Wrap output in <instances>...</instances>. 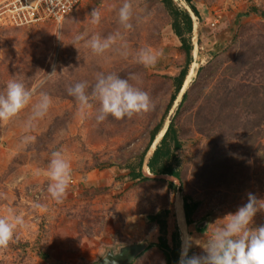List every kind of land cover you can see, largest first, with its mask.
<instances>
[{"label":"rangeland","instance_id":"obj_1","mask_svg":"<svg viewBox=\"0 0 264 264\" xmlns=\"http://www.w3.org/2000/svg\"><path fill=\"white\" fill-rule=\"evenodd\" d=\"M5 1L10 0L0 4ZM122 3L84 0L59 26L0 24V92L16 77L35 89L33 103L40 92L52 97L33 130L24 127L30 106L0 124V215L11 210L24 220L10 246L0 250V264H177L182 243L173 211L177 191L193 205L185 225L189 256L204 254L202 244L223 223L218 220L247 203L248 193L264 200V0H190L189 5L172 0L192 20L190 35L178 20L189 58L163 0H132L137 17L126 34L130 47L164 53L147 69L131 58L96 57L83 42L79 51L71 44L79 32H115L113 6ZM95 8L102 15L98 26L88 17ZM192 65L196 72L186 99L173 110L181 89L176 93L177 79ZM53 69L57 74L48 77ZM97 72L142 73L155 111L97 123L93 113L99 104L81 112L66 92L70 83L93 82ZM41 80L46 82L39 86ZM169 117L180 148L169 141V157L156 167H172L180 179L146 170L151 146L142 177H133L152 132ZM26 134L35 140L22 144ZM53 151H61L73 169L62 203L47 193ZM260 225L264 212L254 217L253 226ZM142 243L147 246L129 263L103 262Z\"/></svg>","mask_w":264,"mask_h":264},{"label":"clouds","instance_id":"obj_2","mask_svg":"<svg viewBox=\"0 0 264 264\" xmlns=\"http://www.w3.org/2000/svg\"><path fill=\"white\" fill-rule=\"evenodd\" d=\"M49 3L54 5L56 0H49ZM113 7L119 25L115 32L107 36L99 32L91 35L88 31L79 32L74 35L71 44L79 51L77 45L83 42L94 56L105 60L113 56L124 60L131 58L145 69L155 67L164 55L162 51L144 47L133 50L126 40V34L133 30V20L137 17L132 0H123L118 8ZM88 17L93 26L100 25L102 21L101 11L97 8ZM55 74L57 72L53 69L47 76ZM45 82L41 80L39 86ZM34 92L35 89L27 87L22 79L13 77L8 80L5 90L0 92V124L19 118L20 113L30 106L24 127L27 131L33 130L52 105V97L47 92H40L33 103ZM66 92L75 100L81 112L98 103L99 108L93 113L97 123H103L109 117L117 121L131 120L155 111L157 107L156 101L143 88V75L140 72H128L124 77L116 72H97L93 82L79 80L70 83ZM34 140L35 137L26 134L21 138V143L29 144ZM72 172L71 161L61 151H53L47 168V193L56 203H62L66 198ZM258 212H264V200H258L254 194L248 193L247 203L235 213L218 220L223 223L216 226L206 243L202 244L204 254L189 256L186 248L181 252L179 264H264V225L253 226ZM23 226V218L11 210L8 215H0V250L10 246L17 230ZM191 242L190 238L188 247H191Z\"/></svg>","mask_w":264,"mask_h":264},{"label":"trees","instance_id":"obj_3","mask_svg":"<svg viewBox=\"0 0 264 264\" xmlns=\"http://www.w3.org/2000/svg\"><path fill=\"white\" fill-rule=\"evenodd\" d=\"M184 3H186V5H189L190 0H183ZM164 4L166 5V7L168 8L171 16L174 18V22L172 24V29L174 34L180 38V41L182 43V46L184 47V50L186 52V55L189 58V54H190V46L189 43H185L183 37H182V32L180 30V26L178 23V20L181 19L182 23L184 25V31L187 35L191 34L192 31V20L190 18V14L189 12L184 9V8H180V9H176V7H174V5L172 4V0H163ZM181 17V18H180ZM181 23V24H182ZM190 61L188 60V63ZM188 71V70H187ZM187 71H186V75H187ZM185 75V71H182L177 79V84H176V93L179 92V89L181 88L182 81L183 78L185 80L186 78ZM186 99V93L182 96L181 98V102H183ZM175 100L174 98L172 99V101ZM169 110V108H168ZM167 110V111H168ZM163 127V120L162 122H160V124L155 128V130L152 132L151 136H150V140L148 143V146L146 147V149L144 150L141 159L138 163V168H139V172L136 175H133V177L135 178H141L142 177V173H141V166L143 164V160L145 157V154L147 153L149 147L151 146V144L153 143V141L155 140L156 136L158 135L159 131L162 129ZM171 141L172 142V146L175 150L180 148V143L179 140L177 139L176 136V132L174 129V125H173V120H171L167 126V129L165 131V133L163 134L161 140L159 141V143L157 144L152 156L149 158V160L147 161L146 165H147V170L149 169V171L152 174H161V175H168L170 177H173L177 180L180 179V176L177 172L173 171L172 167H166V166H158L156 167V165L169 157V153L170 150L168 149V142ZM182 209H183V214H184V219H185V225H189L190 224V217H191V213L193 211V205H191L190 203H188L186 201V199L183 200V204H182ZM174 211V208H173ZM140 245V249L136 251V253L134 254L133 258L142 250L147 246V243H142V244H138ZM127 247H123L121 250L125 249ZM107 257V256H106ZM105 257V258H106ZM172 257L174 262H176L177 260V254L176 252L172 253ZM132 258V259H133ZM105 259H103L104 262ZM130 261H127L125 263H129Z\"/></svg>","mask_w":264,"mask_h":264},{"label":"built area","instance_id":"obj_4","mask_svg":"<svg viewBox=\"0 0 264 264\" xmlns=\"http://www.w3.org/2000/svg\"><path fill=\"white\" fill-rule=\"evenodd\" d=\"M84 0H10L0 4V24L13 27L51 23L59 26Z\"/></svg>","mask_w":264,"mask_h":264},{"label":"bare ground","instance_id":"obj_5","mask_svg":"<svg viewBox=\"0 0 264 264\" xmlns=\"http://www.w3.org/2000/svg\"><path fill=\"white\" fill-rule=\"evenodd\" d=\"M196 19H194L195 21ZM196 72V66L195 65H192L189 69V72L187 74V77L184 81V84L183 86L181 87V94L178 95V98L176 99L175 101V104H174V108L173 110L175 109V107L178 105V102L179 100L181 99L182 97V93H185L186 89L189 87V85L191 84V82L193 81V76ZM173 110L171 112L170 115H172L173 113ZM168 121H169V118L168 120H166L165 122V126L167 127L168 125ZM165 127V128H166ZM163 128V127H162ZM162 129L160 131V133H158L157 137H156V140L154 142V145L151 147V149L149 150L148 154H149V157L151 156L153 150L155 149L156 145L159 143L160 139L162 138L163 134L165 133L164 131H166V129ZM147 170V169H146ZM182 204H183V200H182V196L181 194L177 191L176 194H175V204L173 206L174 208V214H175V217H176V220H177V225H178V228H179V233L181 235V246H180V249H179V259H178V262L177 264H179V260H180V256H181V252L182 250L186 249L187 246H186V238H185V222H184V214H183V209H182Z\"/></svg>","mask_w":264,"mask_h":264},{"label":"water","instance_id":"obj_6","mask_svg":"<svg viewBox=\"0 0 264 264\" xmlns=\"http://www.w3.org/2000/svg\"><path fill=\"white\" fill-rule=\"evenodd\" d=\"M183 84H184V82H183ZM181 86H183V85H181ZM180 94H181V89H180L179 95H180ZM184 94H185V93H182V96H183ZM174 104H175V103H174ZM170 120H171V117H169L168 124H169ZM165 125H166V124H165ZM165 125H163V128H162V129H164V128L166 127ZM167 126H168V125H167ZM162 129H161V130H162ZM165 129H167V127H166ZM161 130H160V131H161ZM160 131H159V133H160ZM164 132H165V131H164ZM156 137H157V136H156ZM155 140H156V138H155ZM155 140H154L153 143L151 144V147L154 145ZM160 140H161V139H160ZM151 147H150V149H151ZM155 148H156V147H155ZM154 150H155V149H154ZM154 150H153V152H154ZM153 152H152V154H153ZM147 154H148V153H147ZM152 154H151V156H152ZM139 249H140V245L129 246V247H127V248L121 250V253H119V254H117V255H115V256H112V255L108 256L107 259L104 260V262L108 263V262H110V261H113V262L124 263V262L130 261V260L133 258L134 254L136 253V251L139 250Z\"/></svg>","mask_w":264,"mask_h":264}]
</instances>
